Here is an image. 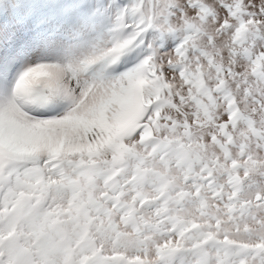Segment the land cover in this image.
<instances>
[{"label":"snow or ice","instance_id":"obj_1","mask_svg":"<svg viewBox=\"0 0 264 264\" xmlns=\"http://www.w3.org/2000/svg\"><path fill=\"white\" fill-rule=\"evenodd\" d=\"M0 264H264V0H0Z\"/></svg>","mask_w":264,"mask_h":264}]
</instances>
